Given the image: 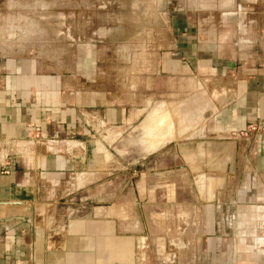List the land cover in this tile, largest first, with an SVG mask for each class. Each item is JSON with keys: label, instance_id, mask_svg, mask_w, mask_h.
<instances>
[{"label": "crops", "instance_id": "crops-1", "mask_svg": "<svg viewBox=\"0 0 264 264\" xmlns=\"http://www.w3.org/2000/svg\"><path fill=\"white\" fill-rule=\"evenodd\" d=\"M196 5L193 20L144 3L127 20L82 16L69 62L1 61L0 264H264V2ZM147 20L165 26L136 37L130 24ZM116 21L129 41H103ZM123 134L142 151L126 191L87 172ZM230 210L241 238L222 250L217 215ZM170 212L193 239L148 257L151 218L169 230Z\"/></svg>", "mask_w": 264, "mask_h": 264}, {"label": "rangeland", "instance_id": "rangeland-1", "mask_svg": "<svg viewBox=\"0 0 264 264\" xmlns=\"http://www.w3.org/2000/svg\"><path fill=\"white\" fill-rule=\"evenodd\" d=\"M198 2H210V0H0V64L5 57L20 52L29 57L32 56L33 58H36L42 65H47L48 61L54 59L59 63H64L65 61L69 62V56H67V54L73 52V49L69 48L68 45H64V43H67V39L71 34L73 35L71 36L74 37L73 31H77V29L79 30L80 24L75 22L78 21V18H82V16H95V14H102L103 16H110L112 18H117L118 16L120 20H127V17L129 15L131 17V14L134 13L133 5H139L135 8V14H139V12L143 10L142 3H144L147 5L146 10H149V13L151 11H156V13L169 12L170 14H173V11L176 12V10H178L184 11L185 14H187V17L193 20V12H195V8H197L196 3ZM258 2H264V0H258ZM213 4H218V6L213 7ZM221 4L222 3H205L204 5L211 6H205L206 10L212 9L209 13H221L223 12L219 11ZM152 12L150 15H152ZM69 14L72 16V24H70L72 27V33L68 35L67 29L69 28L68 21L70 20V17L67 16ZM83 20L85 19L83 18L81 21ZM88 20H90V26L93 31L95 24H92L91 18ZM108 24L112 25L110 22H106L103 26L104 32L102 35L105 39L103 41L109 39H126V41H129L127 38L130 37V34L128 35L126 33V24L117 22L114 28L106 30L108 31L106 33L105 29ZM132 25H134L133 32L136 37L141 35L144 29H146L147 33H150L151 35L154 27L164 28L165 26H157L159 24L150 21L148 22V20L145 21V23H131V28ZM216 25L221 27L220 23ZM73 26L75 27L73 28ZM73 39L75 38H72V40ZM98 44H102V42H99ZM146 51L148 52L149 49H146ZM133 56L136 55L134 54ZM71 57V59H73V56ZM127 57L126 53L125 58L127 59ZM125 78L126 74L124 75V79ZM132 138L133 136L123 134L112 145H107L103 142L105 150L101 157L102 166L101 168L100 166H95L94 161L90 162V160H88V176H94V173L92 172H96V176H99V181L102 180L105 184L113 181L115 182L116 187L120 190L122 189L123 191H126L130 177L132 178V175L139 174V171L141 170L137 159L142 156V151L136 148L140 136L135 135L134 140ZM105 140L107 141V139ZM149 147L156 149L154 146ZM128 148L131 149L128 150ZM150 153H152L149 156L150 160L159 158L161 155L160 151ZM154 165L157 167V171L168 168L167 161L164 162L160 160L159 163L154 162ZM173 169L177 170L175 167H173ZM151 173L153 175L154 172ZM98 183L101 184L100 182ZM93 185L94 183L92 182L88 183V188ZM202 189L204 192L205 187L203 186ZM87 202L88 204H94V201ZM234 213L233 210H230L229 213H219V216L217 215L219 230H217L216 236L220 239L219 244L222 250L225 249L223 241L231 242L233 239H237L238 237L241 238V234H239L240 232L237 229L238 220ZM169 219L170 222L167 220V223H169L171 227L169 230L161 231L158 229L161 222L156 224L159 219L156 218V216L151 218L152 227L155 228L156 225L157 229L153 231V235L149 236L147 241L148 244L144 249V251H146L145 254L148 257L149 254L154 257L162 254L160 252L162 248L161 241L166 242L168 249L167 253H172L173 251H177V248L171 245L173 240L185 239L184 241H187L193 239L192 231L178 230L174 227L173 224L180 219V216H177L176 213L174 214L170 212ZM202 224H204V222H202ZM201 232L198 233L197 237L200 234L203 239H206L208 235H205V232ZM255 233H258L257 228ZM185 252H187V249ZM204 252H206V250L203 251V254H205Z\"/></svg>", "mask_w": 264, "mask_h": 264}, {"label": "built area", "instance_id": "built-area-1", "mask_svg": "<svg viewBox=\"0 0 264 264\" xmlns=\"http://www.w3.org/2000/svg\"><path fill=\"white\" fill-rule=\"evenodd\" d=\"M251 128H252V130H256L257 129V127L254 126V125H251Z\"/></svg>", "mask_w": 264, "mask_h": 264}, {"label": "bare ground", "instance_id": "bare-ground-1", "mask_svg": "<svg viewBox=\"0 0 264 264\" xmlns=\"http://www.w3.org/2000/svg\"><path fill=\"white\" fill-rule=\"evenodd\" d=\"M157 126V125H156ZM159 127V126H158Z\"/></svg>", "mask_w": 264, "mask_h": 264}]
</instances>
